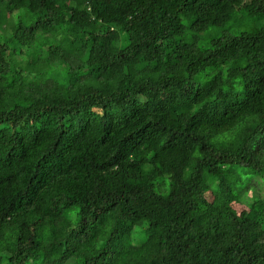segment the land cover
I'll list each match as a JSON object with an SVG mask.
<instances>
[{
    "label": "trees",
    "instance_id": "16d2710c",
    "mask_svg": "<svg viewBox=\"0 0 264 264\" xmlns=\"http://www.w3.org/2000/svg\"><path fill=\"white\" fill-rule=\"evenodd\" d=\"M0 264H264V0H0Z\"/></svg>",
    "mask_w": 264,
    "mask_h": 264
},
{
    "label": "rangeland",
    "instance_id": "374dc122",
    "mask_svg": "<svg viewBox=\"0 0 264 264\" xmlns=\"http://www.w3.org/2000/svg\"><path fill=\"white\" fill-rule=\"evenodd\" d=\"M262 23L263 22L261 21V19H251L243 11L235 15L230 26H227L225 28H211L201 34L199 41L200 44H202L203 46H208L211 39L220 37L226 30H229L230 32L236 34L242 32L243 30L255 28L256 26H259Z\"/></svg>",
    "mask_w": 264,
    "mask_h": 264
}]
</instances>
